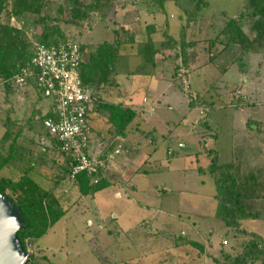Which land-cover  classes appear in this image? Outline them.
Instances as JSON below:
<instances>
[{"label":"rangeland","instance_id":"obj_1","mask_svg":"<svg viewBox=\"0 0 264 264\" xmlns=\"http://www.w3.org/2000/svg\"><path fill=\"white\" fill-rule=\"evenodd\" d=\"M104 1L107 4H102L100 8L91 10L89 18L78 24L66 21V18L70 19L71 16V7L66 0H46L45 10L50 17L49 21L54 19L50 24L58 23L63 37H73L89 48L92 44L115 41L120 33L123 34L121 35L123 38H126V30L129 31V34L134 31H140L141 33V27L150 23L157 24L159 33L156 36L159 37L162 35L161 30L166 20L171 21L172 28L170 31L177 36L183 23L186 22L185 11L194 10L196 4V0H165L166 12H163L161 5L153 0ZM208 3L209 6L203 7L199 13V19L191 24V30L194 29L195 32H198L201 29L204 38L215 37L218 32L214 30L213 26H219V29H222L230 19L236 18L243 30L254 36L255 31L252 30V27L257 19L252 15L250 16L252 11L249 9L246 0H208ZM13 4V0L5 1V9L0 14L1 19L9 21L10 25L15 28L24 30L25 39L28 43H31V48L34 51V47L38 42L35 36L43 32V26L41 24L37 26L29 25L33 21V14L31 13H26L25 16L18 19L12 13ZM180 14H183V19L179 18ZM34 17L37 18V16ZM261 26V30L264 32V25ZM262 39V44H264V38ZM226 40L225 36V42ZM228 45L225 43V50H231L228 54H225L227 55L225 68L228 69L225 73V96H223V93L218 92L215 98L205 100L207 104H204L203 100L202 104L198 105L200 110L195 108L193 111L186 108L185 101H182L181 97L177 96L175 98L172 94L169 98L144 99L147 108L144 107V109L138 111L137 117L126 129L127 138L124 137L126 141L139 143L138 128L156 132L157 139L151 149L157 150L155 156L157 160L159 159L157 165L161 168L158 171L151 170L148 175L143 177L146 183L145 190L148 191L147 194L151 193L152 189L155 190V193L150 195L137 194L136 196L142 201L138 208L134 207L136 204H132L131 200L129 204H122L129 198H120L121 204H119L116 202L117 199L111 196L110 204L107 205L109 208L105 210L107 220L102 222V226L107 228L105 230L95 227L98 220L96 219L97 214L93 211L84 214L81 227L78 223L75 225L74 218L80 217L76 211L78 208L81 210L84 203L77 181L69 177L70 162L58 151H50L45 155L46 147H48V144L50 145L51 140L39 124V120L50 109L51 99L43 97V93L36 90L30 83L23 88L21 86L7 88L0 78V155L6 156L10 146L14 144L13 155L15 157L11 161V165L2 171V174L19 177L26 170H30V173L47 188L50 189L51 185L55 183L53 187L58 194L57 196L64 207L70 210L63 221L57 222L52 229L36 242L26 240L28 254H31L32 257L46 254L48 259L50 258L47 264H131L130 261H123L126 257L122 258L120 256L123 253H133L132 249H128V253H126L128 247L125 246L122 240H125L127 236H124L123 230L125 229L122 228V225L131 227V235L137 233L143 235L145 228L143 225L148 226V223H145L142 219L149 212L153 214L162 206L169 209V212L165 214L171 218L175 214V217L184 224H187L190 216L193 219L198 215L206 214L207 211L209 212L213 208L215 199L212 194L216 193L215 183L208 175H198L196 168L192 165L187 164V170L181 168L185 164L186 157H189L190 154L194 155L204 147L200 143L204 138H208L211 142L210 145L214 143L215 147L218 148L220 164L222 165L234 163L236 168H240V172L244 174L258 173V169L264 167V149H262L264 148V113L257 115L259 111H264V107L261 109L264 105V78L257 84L260 87V89L258 87L259 90H246L250 103L246 104L243 101L240 105H235L238 102L235 92L244 90L240 85L241 77L238 65L232 62L240 49L238 45ZM129 46L127 44L124 47L126 53L116 66L118 71H116V74L110 75V81L113 79V83H108L109 85H106L103 89L101 88V93L105 99L107 98L106 93L115 91L114 86H117V79L120 74H143L140 73L144 70H140L142 56L137 55L138 45L131 48ZM202 47L203 45L198 46L195 53L199 54ZM222 47L223 45L219 44L215 49H211V52L217 53L218 48ZM168 52H171L169 53L171 55L173 54L172 51ZM232 53L234 56H230ZM125 56L127 57L125 58ZM206 56H209L208 52H206ZM259 59L258 55L254 57L255 70H258V75L261 74V71H264V58ZM218 61L221 66L224 65L223 58ZM206 73V78H211L210 83L217 80L219 72L215 66H208ZM193 81L195 82L194 93L196 94V91L199 90L195 89H201L203 79L199 77ZM260 99L263 101V103L260 102L261 104H259ZM167 105L171 106L168 107ZM95 115L96 117L99 116L100 124L107 123V112L99 111ZM247 115H250L248 120L245 119ZM194 119H197L199 124L207 123L211 127L212 133L201 129L198 136L193 129ZM253 122H257L258 125ZM107 125L108 123L104 124V129H97V136L102 139H99L95 144L94 151L101 158L107 149L115 146L112 144L113 142H103V140L111 139L114 135L110 131L111 126ZM7 132H9L8 136ZM213 133L219 136L216 141L210 138V136H214ZM114 138L115 141L118 137ZM147 142L151 143V141ZM101 143L102 146H98ZM144 148H146V145ZM172 151H175V153L172 154ZM172 157L176 160L174 163L170 160ZM203 159L200 163L205 166L208 164V158L206 160L204 156ZM109 165L111 167L110 163ZM106 170L110 179L112 178L115 183L119 182L121 185L128 186L127 183H124V175H117V171L115 172L111 168H106ZM147 170H150L149 167H147ZM56 179H61L60 184L57 186ZM175 185L184 187V190L175 188ZM163 186L168 188V191L163 190ZM8 192L11 193L10 190ZM71 197L72 200H70ZM86 201L93 202L90 198H86ZM133 202H136V200L133 199ZM91 205L89 204V206ZM113 213L119 217L122 223L115 221ZM87 217H90L93 225L88 223ZM212 220V227H205L204 223L199 222L198 233L194 236L206 246V249L203 246L204 251L201 252L198 247H194V250L191 249L190 252L192 258L189 259L190 255L184 254L185 251L183 250L184 252L181 253L180 258L175 255L173 258L167 259L166 264H218L215 263L214 257L224 263L225 252L232 251L231 248H235V250L243 248L244 244L252 240L246 234L235 233L233 229L227 228L219 219H213L212 217ZM249 220L244 224L241 223L240 232L241 229L247 232L256 229L264 233V222L251 224ZM155 225L158 226L156 222L150 223L149 226L152 227H147L146 231L155 230ZM181 230L182 227L177 226L174 236H178ZM211 230L215 235L211 237V242H207L208 233ZM174 239H172V243H174ZM177 242L182 245V240ZM116 243L123 250H119ZM182 246L191 248L190 245ZM205 250L207 251V257L206 255L198 257L200 252L204 254ZM221 250H223L222 254L220 253ZM194 253H197L198 256L196 257L201 259L198 260L193 257ZM153 258V253L147 255L144 260L145 264L155 262L156 260H153ZM257 260L264 261V255H260ZM250 263L252 264V262Z\"/></svg>","mask_w":264,"mask_h":264},{"label":"trees","instance_id":"obj_2","mask_svg":"<svg viewBox=\"0 0 264 264\" xmlns=\"http://www.w3.org/2000/svg\"><path fill=\"white\" fill-rule=\"evenodd\" d=\"M6 0H0V14L5 9L4 3ZM71 7L70 19L66 18L67 22L78 24L81 21L89 18V12L94 9H98L102 4H107L104 0H66ZM161 5V10L166 12L164 5L165 0H153ZM249 9L252 13L250 16H254L257 20L253 24L255 31L254 36L245 32L243 27L239 24L236 18L229 20L226 26L219 29V26H213L214 30H217L215 37L204 38L203 31L201 29L198 32L191 30V24L195 23L199 19V13L203 7H208V0H196L194 10L186 13V22L183 23L177 36L170 31L171 21L166 20L161 32L162 35L156 36L159 33L154 24L147 25L143 31L131 32L126 30V38L118 34V38L115 41H104L97 44H92L87 48L85 44H81V48L84 52L83 62H81V82L84 86L91 90L93 97L96 98L93 110L88 114V119L91 128L94 132V120L93 114L104 111L107 112L110 131L114 133L113 139L109 138L103 140L106 143L113 142L114 137H127L126 129L135 120L138 115V111L131 106H123L121 103L115 104L103 97L101 88L109 85L110 75L118 71L116 69L117 64L124 58L126 50L125 45L133 47L138 45L137 55L142 56L140 63V73H147L150 71L151 66H155L157 54L162 50L167 49L172 51L171 54H165L163 58L164 62L170 61L174 67V77L176 78V86L182 92H186L188 98V105L190 107L204 104L209 97L197 93L193 94L189 91L185 84L182 82L181 68H189L196 57L199 54L195 53V49L198 48V44H203V49L209 53V61L218 64V59H225L230 51L225 50V43L230 46L232 44L239 46V52L236 54V58L232 59L233 64L238 65V71L241 75L247 76L257 74L258 70H255L254 57L259 56L260 59L264 58V44L262 41L264 38V32L261 30L264 25V0H246ZM12 13L18 19L25 16L26 13L33 14V21L29 25L37 26L41 24L43 26V32L35 36L38 42L47 44L59 43L73 37H63V33L58 23L50 24V17L46 14V0H13ZM34 16H37L35 18ZM180 19H183V14L179 15ZM242 18V17H241ZM259 24H261L259 26ZM219 29V30H218ZM191 30V33L189 32ZM251 32V31H250ZM190 33V35H189ZM142 34L146 37L143 39ZM142 36V37H141ZM225 36L227 38L225 42ZM155 37L159 38L156 39ZM221 39L219 40V38ZM74 39V38H73ZM223 45L222 48H218L217 53H212L211 49H215L218 45ZM233 48V47H232ZM226 52V53H225ZM233 52V51H232ZM33 50L31 43H28L25 39V31L15 28L10 25L9 21L1 19L0 15V78L3 80V84L7 88L14 87L12 78L17 74L22 67L26 66L29 62ZM204 54V53H203ZM234 56V54H230ZM127 56H125L126 58ZM138 57V56H137ZM259 59V60H260ZM169 63V62H168ZM170 64V63H169ZM255 70V71H253ZM228 71L225 68V72ZM186 74V73H185ZM181 79V80H179ZM29 82L39 92L43 93L41 89L37 87L35 82ZM244 82L241 80L240 85L243 87ZM26 83L25 86H27ZM23 86V87H25ZM22 87V88H23ZM177 88H173L176 90ZM238 96L240 101H244L246 104L250 103L249 96L241 90ZM43 97L45 94H42ZM51 99L50 109L39 120V124L46 132L47 137L51 140L45 150V155L51 152H60L70 162L69 177L74 159L70 151L63 149V144L56 140L48 130L44 127L43 121L49 117H55V109L57 102L53 97H47ZM211 98V97H210ZM212 99V98H211ZM206 100V101H205ZM258 125L257 122H253ZM207 128L206 132H211V127L205 123ZM264 132V131H263ZM212 133V132H211ZM9 132H7L8 136ZM141 138L138 140L139 145H148L147 141L155 144L157 139L156 132L141 131ZM214 136H210L214 141L219 137L213 133ZM217 135V136H216ZM6 136V139H7ZM264 136V135H263ZM124 137V138H125ZM150 138V139H149ZM153 138V139H151ZM112 140V141H111ZM205 141V140H203ZM214 144V143H213ZM264 144V140H263ZM14 144L10 146L6 156L0 155V192L6 194L12 199L21 209L25 226L18 232V238L22 243L24 249L28 251L26 240L36 242L43 237L58 221H60L70 210L66 209L61 200L57 196L58 194L54 190V184L51 188H47L46 185L38 181L31 173L30 170H26L19 177L7 176L2 174V171L11 165V161L14 160L13 155ZM205 159L208 158V164L203 166L200 164L197 167L200 174L204 173L215 183L216 193L213 194L215 207V219H219L227 228L233 229L235 233H243L252 238L251 241H246L241 253H232L231 251L225 252V261L221 263L217 257H214L215 263L218 264H249L258 259L260 255H264L263 238L255 232H247L240 227L244 220H264V167L258 169V173H241L240 168H236V164H220V154L218 148L214 145L203 148ZM95 151L90 144L89 154L95 157ZM101 153V152H100ZM202 152H200L201 154ZM209 156V157H208ZM98 158V157H96ZM104 159V156H102ZM237 161V160H236ZM106 160L97 169L91 172L79 173L74 180L77 181L80 194L93 195L95 192L106 188L111 183L108 178H104L106 170ZM95 179L98 182L95 183ZM44 180V179H43ZM61 179H56V186L60 184ZM44 185V186H43ZM11 191V193L8 192ZM72 200V197L70 198ZM248 203V204H247ZM91 225V224H90ZM234 237H236L234 235ZM194 247H198L201 252L204 251V247L201 243L191 242ZM263 245V246H262ZM233 250V248H231ZM223 250H221V254ZM200 252V253H201ZM29 262L27 264H47L49 259L46 255L31 256L28 254Z\"/></svg>","mask_w":264,"mask_h":264},{"label":"crops","instance_id":"obj_3","mask_svg":"<svg viewBox=\"0 0 264 264\" xmlns=\"http://www.w3.org/2000/svg\"><path fill=\"white\" fill-rule=\"evenodd\" d=\"M152 24L154 23H150L148 25H152ZM154 25L156 26V29H157V24H154ZM145 27L146 25L141 27V31H143ZM142 36L141 37L145 39L146 36L144 34H142ZM202 45H203L202 43L198 44V46H202ZM168 51L170 50L164 49L162 50L161 53H158L156 55L157 59H156L155 66L154 67L151 66L150 71L147 73L120 74L119 75L120 77L118 76L119 78L117 79V86H114L115 91H112L111 93H106L107 94L106 100L112 103H115V104L121 103L125 107L131 106V107H134L136 110L138 109L137 111H139L140 109L141 110L144 109V107L147 108L144 102V99L153 100L155 98L156 99L157 98H169L172 94L175 98L177 96L181 97L182 101H185L184 104L187 109L191 111L195 110V108L199 109V106L190 107L188 105V98L186 96V92H182L181 90L177 88L176 83H175L176 78L174 77L173 64L171 66L170 61L164 62L163 60V58L165 57L164 53H166L167 55L171 53ZM204 52L205 50L202 47L201 52H199V56L196 57V60L193 62V64L189 68L180 69V72L182 75V82L184 81L187 88H189L188 90L191 91L193 94H195L194 93L195 82L193 80L200 77V79L201 78L203 79V84L200 87L202 90L195 89V90H199V91H196V94L201 93L209 98L210 97L215 98V95L219 92V93H223L224 94L223 96H225V73L227 72V71L225 72V59H224V65L221 66V63L219 61H218V64L215 62H210L209 57L206 56V54H203ZM208 66H213V67L215 66L218 69L219 74L216 79L221 82L214 80L213 82L210 83L211 78H208V77L206 78V75H207L206 71H207ZM240 77H241V80L244 82L243 88L245 91L242 90V92L246 94V90L252 91L254 89L256 90L260 89V87L257 84L259 83L260 80H262V78H264V71H261V74L259 75L258 73L257 74L255 73L252 75L248 74L247 76L240 74ZM113 81L114 80L111 79L110 83L112 84ZM173 88H177V89L173 90ZM113 94H115V96H113ZM223 96L221 95V97ZM260 102L263 103L261 99L259 100V104H261ZM167 106L170 107L171 105H167ZM263 107L264 105L261 107V109ZM263 113L264 111L262 110V111H259L257 115L259 114L261 115ZM248 116L250 115H247V118H245L246 120H248ZM98 117L99 116L96 117L95 115V120H94V116H92V119L94 120V124H95L94 125L95 126L94 138L91 143L93 150L95 149V144L99 141V139L100 140L102 139L100 137L98 138L97 129H100V130L104 129V124H107V123H108L107 126L110 125L109 119L108 121H106L107 123L104 122L100 124ZM193 129L195 132H197L198 136H199V133L201 132V129H204L205 132L207 130L204 124L197 123V119H194ZM137 131L139 133L138 138L140 139L141 138L140 134L142 130L138 128ZM116 137H118L117 140L113 141L112 144L113 145L122 144L123 153L121 157L118 159L119 162L117 160L115 163H112L110 168L115 172L117 171L116 172L117 175H124L123 176V179L125 180L124 183L125 184L127 183L126 185L128 186L121 185L119 184V182L115 183V181H113L112 178L110 179V177L108 176V173H106L104 178H108L109 179L108 181H110L111 183L109 184L108 187L95 192L93 195H83L82 201L84 204L82 203L83 205H82L81 210L80 208H78L76 211L77 213H79L80 217L79 218L76 217V219L74 218L75 225H77L78 223L79 226L81 227V225L83 224V220H84L83 219L84 214H88L89 211H93V213L97 214L96 219L98 220L97 221L98 224L95 227L97 229L105 230L107 228L102 226L103 225L102 222H105L107 220V217H106L107 215L105 216V213H106L105 210L109 208L107 207V205L110 204L109 200H111L110 199L112 198L111 196H114V198L117 199L116 202L119 204H121L120 198H123V197L129 198V200L122 202V204L123 203L129 204L131 203L129 202L131 200L132 204H136L134 207L138 208L140 207V204L142 201L136 196L137 194L138 195H150L151 193L152 194L155 193V190L152 189L151 193L149 192V194H147L148 191L145 190L146 183H145V180L143 179L144 176L149 174V171L151 170L158 171L161 168L160 166L157 165V162L159 161V159L157 160L155 156V152L157 150L151 149L153 147V143H149L146 146V148H144L145 145H139L138 143H135L134 141H126L124 137L123 138L120 136H116ZM203 140H201L200 143L203 144L205 147L214 145L213 143L210 145L211 142L208 140V138H204ZM98 146H102V143ZM203 148L200 151H197V153H194V155L190 154L189 157H186L184 161L185 164L181 166V168H184L185 170H187V166L192 165L196 168V173L198 175H201L200 172H198L197 167L199 165V162L201 160H204L203 157L205 156L204 155L205 151H203ZM200 152L202 153L200 154ZM173 153H175V151H172V154ZM94 154L95 156H97V153H94ZM170 160L173 163L176 161L173 157L170 158ZM147 167H149L150 170H147ZM202 175H206V174L202 173ZM162 188L163 190L168 191V188H166L165 186H163ZM175 188L179 190H184V187H180L177 185H175ZM86 198H90L93 202L89 203L88 201H86ZM133 199H135L136 202H133ZM89 204H92V205L89 206ZM142 204H145V203H142ZM215 207H216V204L214 201L213 208L209 212L207 211L206 214H203V215L201 214L200 216L198 215V217L196 216L193 219L190 215H187V216H190V218L188 219L187 224H184L175 217L176 216L175 214L173 215L172 218L169 215L165 214L169 212V209L166 208V206H164V208L162 206L158 210L154 211L153 214L149 212L148 215H146V217L142 219V221H145V223H148V226L145 224L143 225V227H145L142 233L143 235H140L138 233L131 235L130 233L131 227H125L124 225H122V228L125 229L123 230L124 236H127L125 240H122V242L125 243V246L128 247L126 250V253H128L127 252L128 249H132L133 253L132 254L123 253L120 256H122V258L126 257V259H123V261L124 260L126 262L130 261L131 264H145L144 262L145 257L149 255L150 253H153L154 255L153 260H156V261L153 262L152 264H166L167 259L173 258V256L175 255H177L180 258L181 253L185 251L184 254H187L188 256L190 255L189 259H191L192 254L190 252H191V249L194 250V246H192L190 243L194 241L201 243V241L199 242V240H197L194 237L198 233L197 228H199L198 227L199 222L204 223L205 227H212L213 226L212 217L213 219H215V211H216ZM66 216H68V213L64 217ZM113 216H114L113 218H115V221L121 222L119 217L116 214L113 213ZM63 218L58 222L60 223L61 221H63ZM87 221L88 223L93 225V222L90 219V217H87ZM176 221L178 223H175ZM247 221L248 220H244L242 223L244 224ZM249 221L251 224H254L257 222H264V220H252V219ZM152 222L154 223L156 222L158 226L155 225V228H154L155 230H150L147 232L146 229L147 227H152V226H149V224ZM177 226L182 227V230L180 234H178V236L175 237L174 236L176 232L175 229ZM65 231H66V227H65ZM250 232H255L259 234L263 238V242H264V233H262L261 231H257L256 229H252L250 230ZM214 235L215 233L213 232V230H211V232L208 233L209 238L207 242L209 241L211 242L210 239ZM172 239H174V243H172ZM177 241H180L181 244L184 246L190 245L191 248L183 247ZM163 243H165L164 244L165 246L163 245ZM201 244L205 246L203 243ZM38 248H39V245H38ZM117 248L119 250H123L120 246H118V244H117ZM205 249H206V246H205ZM242 249L243 248L235 250V248H233L231 252L235 254L241 253ZM202 255H206L207 257V251L205 250L204 254L200 253L199 256L197 255V253H194L193 257H196V256L201 257ZM182 257H183V254H182ZM198 257H196L198 260L201 259ZM252 264H264V261L260 262L259 260H256L252 262Z\"/></svg>","mask_w":264,"mask_h":264},{"label":"built area","instance_id":"obj_4","mask_svg":"<svg viewBox=\"0 0 264 264\" xmlns=\"http://www.w3.org/2000/svg\"><path fill=\"white\" fill-rule=\"evenodd\" d=\"M34 48L29 62L12 80L15 86L21 87L33 80L45 96L55 98V117L44 119L43 124L63 144V149L71 152L74 164L70 178L75 179L79 173L97 169L105 160V167L110 168L109 163H115L121 157L123 146L117 144L107 149L104 159L89 154L94 134L88 114L93 110L96 98L81 82L80 67L84 52L80 42L75 38L56 44L37 42ZM239 93L236 94L237 98ZM236 103L240 105L242 101L238 98ZM94 182L97 183L98 179Z\"/></svg>","mask_w":264,"mask_h":264},{"label":"water","instance_id":"obj_5","mask_svg":"<svg viewBox=\"0 0 264 264\" xmlns=\"http://www.w3.org/2000/svg\"><path fill=\"white\" fill-rule=\"evenodd\" d=\"M25 226L20 207L6 194L0 192V264H27L26 251L18 238Z\"/></svg>","mask_w":264,"mask_h":264}]
</instances>
